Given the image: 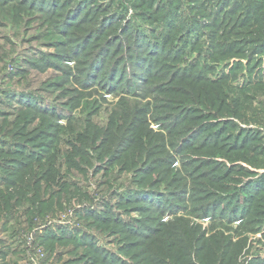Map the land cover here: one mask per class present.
I'll use <instances>...</instances> for the list:
<instances>
[{"label":"rangeland","instance_id":"374dc122","mask_svg":"<svg viewBox=\"0 0 264 264\" xmlns=\"http://www.w3.org/2000/svg\"><path fill=\"white\" fill-rule=\"evenodd\" d=\"M263 79L264 0H0V147L54 166L31 257L264 264Z\"/></svg>","mask_w":264,"mask_h":264},{"label":"trees","instance_id":"16d2710c","mask_svg":"<svg viewBox=\"0 0 264 264\" xmlns=\"http://www.w3.org/2000/svg\"><path fill=\"white\" fill-rule=\"evenodd\" d=\"M257 84L261 91L259 94L264 96V93H262L264 92V79L253 86ZM244 89L245 93L238 97L240 105L248 103L250 99L251 92H247L246 89L248 88L246 87ZM259 101L261 102V100ZM18 118L15 120V126L20 123V116ZM3 129L6 130V127ZM3 140V138H0L2 144ZM25 150V148L17 150L16 147L7 150L3 146L0 147V170L3 171L0 172V219L2 220V231L10 237L16 233L23 236L31 232L34 234V239H37V242L47 248L53 238L43 232H36L39 228L36 221L38 220L37 217L43 215L46 208L52 210L53 206H55L56 203L53 202V198L56 192L49 185L44 186L40 190L38 184L45 179L47 180L50 175H54V166L50 157L44 163V158L39 159L34 153L28 154ZM16 154L24 157L26 166L22 167V169H17L19 162L23 160L22 158H16ZM45 193L47 195H44ZM11 222L13 224H9ZM22 245L24 249V239ZM11 250V246L4 244V241L0 240L1 257H4ZM26 258L27 255H25L24 259ZM182 258L184 257L182 256Z\"/></svg>","mask_w":264,"mask_h":264},{"label":"crops","instance_id":"0c3cea01","mask_svg":"<svg viewBox=\"0 0 264 264\" xmlns=\"http://www.w3.org/2000/svg\"><path fill=\"white\" fill-rule=\"evenodd\" d=\"M0 240L4 241V244L11 246V249L13 250L6 253L4 257H1L0 255V264H21L19 261L24 257V249L22 245L23 237L21 234L16 233L14 236L10 237L5 232H2L0 233ZM44 259L45 258H37L36 264H48V259Z\"/></svg>","mask_w":264,"mask_h":264},{"label":"built area","instance_id":"2783aa9c","mask_svg":"<svg viewBox=\"0 0 264 264\" xmlns=\"http://www.w3.org/2000/svg\"><path fill=\"white\" fill-rule=\"evenodd\" d=\"M24 249L27 255V258L24 261V264H36V260L32 258V251L35 249L34 246V234L33 233H26L24 235ZM38 253V251L36 250Z\"/></svg>","mask_w":264,"mask_h":264}]
</instances>
